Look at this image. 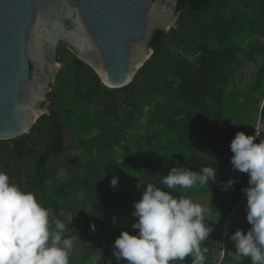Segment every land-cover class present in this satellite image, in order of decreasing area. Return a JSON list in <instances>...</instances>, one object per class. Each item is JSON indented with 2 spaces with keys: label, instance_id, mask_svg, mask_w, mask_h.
I'll return each instance as SVG.
<instances>
[{
  "label": "trees",
  "instance_id": "16d2710c",
  "mask_svg": "<svg viewBox=\"0 0 264 264\" xmlns=\"http://www.w3.org/2000/svg\"><path fill=\"white\" fill-rule=\"evenodd\" d=\"M177 13L170 32L156 31L154 55L123 88L105 86L62 43L50 114L29 134L0 140V171L65 222L68 237L84 239L85 253L79 261L73 253L70 264H93L98 252L99 264H109L120 233L138 234L132 212L147 183L191 199L198 188L221 227L219 247L232 213L234 232L251 228L230 144L237 132L255 136L259 116L264 120V0H178ZM248 62L257 70L245 88L236 79ZM204 166L217 168L215 184H162L173 167ZM230 179L238 182L223 190ZM231 246L223 259L220 247L212 264H227Z\"/></svg>",
  "mask_w": 264,
  "mask_h": 264
},
{
  "label": "clouds",
  "instance_id": "9594fccd",
  "mask_svg": "<svg viewBox=\"0 0 264 264\" xmlns=\"http://www.w3.org/2000/svg\"><path fill=\"white\" fill-rule=\"evenodd\" d=\"M257 136V132L255 136L237 132L230 144L233 170L249 176V187L242 191L247 199L246 219L251 225L246 234L237 229L230 237L234 264H242L243 258L251 264H264V139L254 143ZM216 177L217 168L210 166L198 172L173 167L162 184L167 189L187 190L215 184ZM118 179H111L113 187ZM237 182H221L222 188L227 191ZM134 209L132 216L138 219L132 228L138 234L122 231L115 239L113 255L117 264L121 259L128 264H183L189 257L191 264H205L208 248L202 245L213 231L207 223L205 206L147 183ZM90 228L95 231V225ZM67 230L66 223L54 218L53 211L34 192L21 189L0 171V264H70L74 244ZM101 260L98 252L93 264Z\"/></svg>",
  "mask_w": 264,
  "mask_h": 264
},
{
  "label": "water",
  "instance_id": "95a60500",
  "mask_svg": "<svg viewBox=\"0 0 264 264\" xmlns=\"http://www.w3.org/2000/svg\"><path fill=\"white\" fill-rule=\"evenodd\" d=\"M178 0H0V140L50 114L64 43L109 88L133 82L156 31L176 25Z\"/></svg>",
  "mask_w": 264,
  "mask_h": 264
},
{
  "label": "rangeland",
  "instance_id": "374dc122",
  "mask_svg": "<svg viewBox=\"0 0 264 264\" xmlns=\"http://www.w3.org/2000/svg\"><path fill=\"white\" fill-rule=\"evenodd\" d=\"M249 67H246L244 69V67L241 69L239 75L237 76V81L241 82V84L244 85V87L246 88L248 84V80L249 78H252V76L254 77L256 74V70H257V65L255 64H249ZM243 82V83H242ZM9 175V178H11V174L7 173ZM65 174H62V177H64ZM248 174H245V177H247ZM242 181H244V179H242ZM245 183V182H244ZM246 187V184H244V188ZM199 189L196 188L193 190L194 196L192 198V200L194 202H202L204 199H206L207 197H203L201 196L199 193ZM204 202V201H203ZM207 208V206H205ZM56 214H64V213H56ZM66 218L71 219L70 215L64 214ZM209 212L206 214V219H208ZM212 224V223H211ZM210 224V225H211ZM220 226V225H219ZM73 244H74V248H73V253H74V258H76V260H80L83 256V254L85 253L86 249H87V245L85 244L84 239L82 238H77L75 240H73ZM234 251H230L228 253V263L227 264H234L233 260H232V253ZM114 260V259H113ZM111 264H115L114 261L111 262ZM242 264H251L250 260L248 258H243L242 259Z\"/></svg>",
  "mask_w": 264,
  "mask_h": 264
},
{
  "label": "crops",
  "instance_id": "0c3cea01",
  "mask_svg": "<svg viewBox=\"0 0 264 264\" xmlns=\"http://www.w3.org/2000/svg\"><path fill=\"white\" fill-rule=\"evenodd\" d=\"M249 64H250L249 62L246 63V65L244 66V69L246 67H249L248 66ZM252 79H253V76H252V78H249V80H248L249 82H248V84H246L248 87H249V84H250V82H251ZM242 86H244V85L242 84ZM259 110L261 111V109H259ZM237 175H238V177H239L240 180H242L245 177V175H242L241 172H239V171H237ZM244 181H246V178H244ZM199 203L201 204L202 202L199 201ZM208 203L209 202H207V204H205V205L203 204V205L204 206H207V205H209ZM207 217H208L207 223H208V225L210 227L213 228V231L210 234V236L208 237V239L204 242V244L202 245V247H207L208 248V252L206 253L205 264H212L217 259V254H218L219 249H220V247H219V241L217 240V238L214 235H215V232L220 234L221 227L219 226V222H218L217 219H210L209 218V215ZM232 227H233V225H232ZM113 252H114V248L112 247L111 248L112 259L109 262L114 261L115 264H117V261H116L115 256L113 255ZM119 264H128V262L126 260H124V259H121L120 262H119ZM177 264H179V262H177ZM183 264H191V257L186 258V260L183 262Z\"/></svg>",
  "mask_w": 264,
  "mask_h": 264
},
{
  "label": "built area",
  "instance_id": "2783aa9c",
  "mask_svg": "<svg viewBox=\"0 0 264 264\" xmlns=\"http://www.w3.org/2000/svg\"><path fill=\"white\" fill-rule=\"evenodd\" d=\"M254 132H255V135H256V132L258 134L256 139L254 140V143H257L258 138H260L264 132V120L261 118V115L258 118L257 125L254 129ZM248 180H249V176L247 175L246 181H245V184H246L245 188L249 187ZM245 197H246V194H245ZM232 215L233 214H231V216L227 219V221L224 224L222 241L220 242L221 259L224 258L228 249H230L232 247L231 246V240H230V237H231L232 233L234 232V229L232 227V222H231ZM233 248H234V245H233Z\"/></svg>",
  "mask_w": 264,
  "mask_h": 264
}]
</instances>
